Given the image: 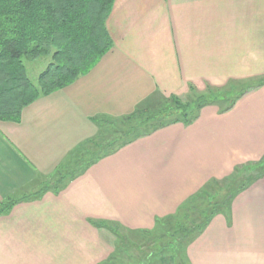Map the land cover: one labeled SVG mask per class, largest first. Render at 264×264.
I'll use <instances>...</instances> for the list:
<instances>
[{
	"label": "crops",
	"instance_id": "1",
	"mask_svg": "<svg viewBox=\"0 0 264 264\" xmlns=\"http://www.w3.org/2000/svg\"><path fill=\"white\" fill-rule=\"evenodd\" d=\"M106 28L113 47L89 74L40 97L19 123L0 121V209L65 176L80 146L161 97L264 77V0H116ZM255 93L226 114L205 108L194 125L158 131L65 188L16 204L0 215V264H71L74 253L80 264H97L115 239L91 220L152 229L210 180L259 160L264 110L263 101L250 102ZM169 173L186 197L170 209L151 182ZM186 255L190 264H264V177L216 215Z\"/></svg>",
	"mask_w": 264,
	"mask_h": 264
},
{
	"label": "trees",
	"instance_id": "2",
	"mask_svg": "<svg viewBox=\"0 0 264 264\" xmlns=\"http://www.w3.org/2000/svg\"><path fill=\"white\" fill-rule=\"evenodd\" d=\"M115 1L0 0L1 122L19 123L23 110L40 97L50 96L71 86L95 68L113 47L106 22ZM48 57L52 62L39 76L36 85L30 80L25 64ZM262 81L260 83L264 84V80ZM249 88L254 86L249 85L244 91ZM190 93V105L184 106L177 97L170 99L161 97L159 102L138 109L128 117L116 120L114 124H107L112 126L110 137L105 139L103 133L76 150L77 157L85 164L80 175L139 138L178 123L192 125L199 118L203 108L229 101L225 93L217 92L212 88L201 94L194 87H190ZM229 103H226L223 113L233 107L234 103ZM116 142L119 143L117 147ZM85 158L88 160H84ZM257 171V176L250 177L245 184L232 189L226 201L214 206L208 218L193 231L183 228L176 222L175 227L173 226L175 232L170 234L169 230L173 229L168 227L169 242L164 252L166 256L168 255L167 260L172 256L175 259L174 262L166 264H180L182 251L204 232L210 221L223 210L228 209L230 202L236 196L264 177V160ZM63 180L64 178H60L55 183L59 184ZM72 180L73 178L68 183ZM30 199L25 197L11 202L7 207L0 209V215L9 214L16 204ZM156 222L159 226L164 225L162 220ZM119 228L116 226L117 230ZM176 232L179 234H175ZM112 259L113 256L109 263Z\"/></svg>",
	"mask_w": 264,
	"mask_h": 264
},
{
	"label": "rangeland",
	"instance_id": "3",
	"mask_svg": "<svg viewBox=\"0 0 264 264\" xmlns=\"http://www.w3.org/2000/svg\"><path fill=\"white\" fill-rule=\"evenodd\" d=\"M49 61L50 58L48 57V58H41L34 62H26L25 65L28 71V76L34 84L36 85L38 84V78L47 69ZM262 80H264V77H261L258 80H255L254 82H244V83L234 82L232 83V85H229L225 89L218 88L215 89V91L226 94V97L229 100L226 101V103L227 102H230L231 104L232 102L234 103L233 107L228 112H231L245 96H247L249 93H254V92H256L255 96L253 97V99L250 100V102L255 103V101L256 102L263 101V104H261L260 109L264 110V84L260 83L263 82ZM249 85L254 86V88H249L246 91H244V89ZM189 94L191 95L190 91L187 97L179 98L182 101V103H184V106L190 105L191 100L189 98ZM159 101L160 100H158V102ZM226 103L224 102L217 104L215 103L208 105L205 108L215 107L219 110V114L222 115L228 113V112L225 113L222 112L226 107ZM205 108H203L200 111V116ZM199 118L192 125H194L199 120ZM119 124H121V122H119ZM178 124H182V123H178ZM192 125L189 126L184 125V126L190 127ZM103 131H104L103 135H105V139L110 137L112 133V126L106 125ZM158 131L154 132L153 134L157 133ZM152 135L139 138L138 140L145 139ZM125 139L128 138L125 137ZM138 140L129 144L128 146L133 145ZM118 144L119 143L116 142V147ZM251 152H255V151L252 150ZM261 152L264 153V147L261 149ZM263 153L262 156H260V159L257 161H248V162L245 161L243 163L236 164L231 174H229L226 178L210 180L205 186H203L200 190H198L197 193L189 196L187 199L186 197L184 198V196L180 197V194H176L177 191L181 193L182 189L179 183L175 185L177 180L175 177H173L175 174L169 173V175L165 174V175H161L162 177L156 176L157 178H152L151 182H153L155 185L153 194L155 193V195L161 194L162 196H165V200H166L165 202H167L166 205L169 207V209L170 206H173L171 204L175 205V203L181 202L184 199L186 200H184L182 204H180L175 210L173 209L170 210L169 213L167 212L168 214H166V216L157 219V220H162L164 222V225L159 226L156 222V224L152 229L135 230L132 228H127L126 226L125 228L121 224H118L112 220L111 221L103 220L100 222L91 220L90 223H92L95 227L110 231L114 235V239H115L113 244L114 252L106 260L101 261L97 264H104L106 262H108L106 264H166L169 262H174L173 259L175 258L172 256L171 259L167 260L166 257L168 255L166 256L164 252V249L167 247V244L169 242L168 233L170 232V234H172L175 232L174 223L177 222L183 228L184 227L187 229L189 228L192 229L193 231L206 218H208V215L211 212V210L214 208V206H216L217 204H222L226 201L232 189H234L240 184H245L250 179V177H254L258 175L257 169L258 167L262 166V160H264ZM248 158H251V156ZM84 160L87 161L88 158H85ZM84 166L85 164L82 163L78 157L74 158L72 164L68 168L66 167L67 169L64 168V170L62 171L63 172L62 176L65 175L61 177L64 178L63 181L59 182V184L55 183L58 180L50 181L46 187L42 186V188H40L39 191L36 190L34 193L32 192L30 193V195L28 194L29 196L26 195L25 197H30L31 198L30 200L32 199L39 200L40 198L44 197L47 191L57 190V188L58 189L65 188L71 182L70 181L68 183V181L71 178L75 180L77 177L80 176V173L84 169ZM155 175H157V173H155ZM168 180L170 181L167 183ZM129 181H132V185L135 186L136 182L140 180L136 178H131V180ZM144 184L145 185H143L142 188H147V187L149 188L150 183H144ZM166 192L171 196L168 197V195H166ZM126 201L128 202V200ZM136 205L139 206V202H137ZM116 226H119L120 228L117 230ZM168 227L173 230H169ZM175 234H179V233L176 232ZM186 249H184L181 253L180 264H190L186 255ZM82 251H83L82 248L78 250L80 256L82 254ZM73 255L74 256L70 258L71 264H80L81 260L78 257V255L76 253H74ZM112 256H113L112 262L109 263V260L111 259ZM156 261L158 263H156Z\"/></svg>",
	"mask_w": 264,
	"mask_h": 264
}]
</instances>
